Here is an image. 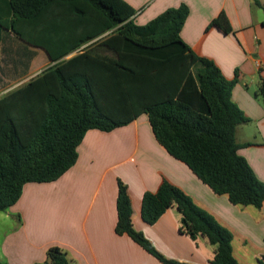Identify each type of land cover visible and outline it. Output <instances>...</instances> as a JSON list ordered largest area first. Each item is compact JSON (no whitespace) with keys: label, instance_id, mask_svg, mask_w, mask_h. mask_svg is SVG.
<instances>
[{"label":"trees","instance_id":"trees-1","mask_svg":"<svg viewBox=\"0 0 264 264\" xmlns=\"http://www.w3.org/2000/svg\"><path fill=\"white\" fill-rule=\"evenodd\" d=\"M10 3L11 33L54 61L77 53L0 98V212L19 201L25 185L55 182L74 167L87 132H111L142 114L159 144L215 194L228 196L233 205L263 207L264 183L239 154L236 140L238 127L248 122L233 101L238 70L228 79L214 60L185 43L186 4L140 26L138 12L124 0ZM254 4L263 7L259 0ZM211 28L233 32L224 12ZM255 95L264 104L262 78ZM173 207L182 216L181 232L193 240L202 236L215 247L210 264H240L232 232L166 180L144 194L143 220L154 225ZM117 214V235H127L161 264H189L167 258L134 228L122 180ZM43 264L72 262L67 252L52 247Z\"/></svg>","mask_w":264,"mask_h":264},{"label":"crops","instance_id":"crops-1","mask_svg":"<svg viewBox=\"0 0 264 264\" xmlns=\"http://www.w3.org/2000/svg\"><path fill=\"white\" fill-rule=\"evenodd\" d=\"M10 1L0 0V90L5 89L3 76L15 73L17 66L31 67L34 71L28 78L33 79L77 53L54 61L43 49L11 33ZM124 1L138 12L135 23L140 26L186 4L190 14L181 34L185 43L197 55L214 60L228 79L238 70L233 101L248 119L237 129L239 154L264 183V104L255 95L264 79V0H259L263 7L254 0ZM223 12L233 32L207 30ZM16 41L24 46L22 58L11 56V42ZM78 152L77 163L60 179L25 185L19 201L0 212L1 261L43 264L48 250L59 247L72 264H161L127 235H117L119 180L128 186L134 228L167 258L210 264L215 247L202 236L193 240L181 232L182 216L176 207L154 225L143 220L144 194L156 192L165 180L181 188L232 232L233 255L240 264H258L264 257V205L261 209L233 205L228 196L215 194L159 144L146 114L111 132L90 130Z\"/></svg>","mask_w":264,"mask_h":264},{"label":"rangeland","instance_id":"rangeland-1","mask_svg":"<svg viewBox=\"0 0 264 264\" xmlns=\"http://www.w3.org/2000/svg\"><path fill=\"white\" fill-rule=\"evenodd\" d=\"M18 44H20L19 47ZM11 47H12V51H11V56L13 58H16L17 56L19 57H23V52L25 51V49L23 48L24 46L21 45V43H19V41H16L15 44H13L11 42ZM29 48V47H28ZM18 52L19 54L16 55L15 51ZM36 50V49H34ZM39 52H41L39 49H38ZM36 52V51H34ZM31 67H28L27 69H24L22 68L21 66H17L16 68V72H12L11 74L9 75H5L3 76L4 78V83H3V88H5L4 90H0V98L3 97L4 95H6L7 93H9L10 91H12L13 89L17 88L18 86L28 82L31 78L28 76L34 71L32 69H30ZM26 78V79H25Z\"/></svg>","mask_w":264,"mask_h":264}]
</instances>
